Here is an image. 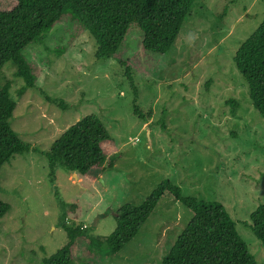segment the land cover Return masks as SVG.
I'll list each match as a JSON object with an SVG mask.
<instances>
[{
  "label": "rangeland",
  "instance_id": "374dc122",
  "mask_svg": "<svg viewBox=\"0 0 264 264\" xmlns=\"http://www.w3.org/2000/svg\"><path fill=\"white\" fill-rule=\"evenodd\" d=\"M15 5L0 0V10ZM191 11L165 54L146 51L133 26L117 55L98 59L92 34L66 13L23 52L34 88L19 95L16 66L2 67L0 88L11 81L16 101L10 125L31 149L0 169V200L10 205L0 219V264H43L68 243L65 221L106 239L117 210L140 205L165 180L185 197L222 202L264 264V246L247 225L264 202V118L234 62L264 20V0H197ZM90 114L114 139L111 167L95 181L61 166L51 171L54 142ZM192 215L165 194L119 253L79 237L75 264H159Z\"/></svg>",
  "mask_w": 264,
  "mask_h": 264
},
{
  "label": "trees",
  "instance_id": "16d2710c",
  "mask_svg": "<svg viewBox=\"0 0 264 264\" xmlns=\"http://www.w3.org/2000/svg\"><path fill=\"white\" fill-rule=\"evenodd\" d=\"M10 10H0V70L12 62L15 76L24 80L18 89L22 95L34 88L36 77L23 52L42 40L62 16L70 13L92 34L96 41V57L104 59L118 54L133 26L143 34V48L165 54L175 44L185 20L197 0H14ZM234 62L249 87V98L264 118V20L240 45ZM11 81L0 88V169L16 154L29 152L10 125L16 101L11 96ZM56 102V101H54ZM60 105L65 106L61 101ZM135 113L144 117L138 108ZM114 139L103 122L94 114L78 120L54 142L47 153L49 167L61 166L70 173L95 181L106 166L107 158L116 153ZM167 195L193 213L189 223L176 238L159 264H258L247 243L238 233L237 224L220 201L185 197L179 186L169 180L158 187L140 205L125 204L115 213L116 228L106 239L87 233L88 227L63 222L68 243L58 252L44 257L43 264H75L72 249L81 236L89 247L107 248L117 254L137 234ZM10 205L0 200V219ZM247 225L264 246V202L252 212ZM82 264H89L84 262Z\"/></svg>",
  "mask_w": 264,
  "mask_h": 264
},
{
  "label": "water",
  "instance_id": "95a60500",
  "mask_svg": "<svg viewBox=\"0 0 264 264\" xmlns=\"http://www.w3.org/2000/svg\"><path fill=\"white\" fill-rule=\"evenodd\" d=\"M74 176H75V178H77V175L76 174H74Z\"/></svg>",
  "mask_w": 264,
  "mask_h": 264
},
{
  "label": "crops",
  "instance_id": "0c3cea01",
  "mask_svg": "<svg viewBox=\"0 0 264 264\" xmlns=\"http://www.w3.org/2000/svg\"><path fill=\"white\" fill-rule=\"evenodd\" d=\"M76 175H78V174H76Z\"/></svg>",
  "mask_w": 264,
  "mask_h": 264
}]
</instances>
